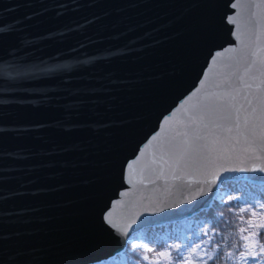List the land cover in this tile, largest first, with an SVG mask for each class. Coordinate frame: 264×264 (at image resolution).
<instances>
[{
	"label": "water",
	"instance_id": "obj_1",
	"mask_svg": "<svg viewBox=\"0 0 264 264\" xmlns=\"http://www.w3.org/2000/svg\"><path fill=\"white\" fill-rule=\"evenodd\" d=\"M233 2L0 0V264H97L139 231L209 208L225 176L264 185V173L211 167L139 182L152 137L177 126L216 53L243 40L264 57V30L244 23L264 10ZM249 77L264 89L255 67ZM258 148L228 167L258 169L247 158Z\"/></svg>",
	"mask_w": 264,
	"mask_h": 264
},
{
	"label": "snow or ice",
	"instance_id": "obj_2",
	"mask_svg": "<svg viewBox=\"0 0 264 264\" xmlns=\"http://www.w3.org/2000/svg\"><path fill=\"white\" fill-rule=\"evenodd\" d=\"M229 6L233 9L239 7L264 10V0H261L259 5L241 4L240 0H234ZM229 22L238 25V16H232ZM244 23L246 28L249 24H253L264 30V11L251 12ZM237 30L239 31V28ZM241 43L245 46L239 50L229 48L226 52L216 53L212 63L219 65L218 71L214 76L206 77L193 96L180 105L182 117L175 128L167 130L169 135L164 141L160 142L159 134L152 137L153 141L158 142L156 144L158 154L154 153L151 164L142 170L139 181L141 184L145 180L149 183L163 180L167 185L169 178L172 181H183L186 178L184 173L189 168H195L197 171L202 169L206 171L211 167L223 168L225 172L264 173V89L254 92L249 83V72L253 67L256 68L257 73L264 76V57L257 61L255 59L257 53L248 50V45L243 40ZM259 50L264 52V46ZM234 53L237 55L233 56ZM226 55L227 59H225ZM241 63L244 64L243 73L240 71ZM261 84H264V80ZM192 100L195 102L189 103ZM172 119L173 116H170L163 122L168 125ZM240 145L243 147H239L237 151ZM252 145H258L261 154L258 155L253 151L247 158L259 162L261 166L258 169L228 167L229 164L239 160L240 152H248ZM212 174L215 175L214 172ZM231 178L225 176L220 182L223 183ZM195 182L199 185L216 183V180ZM191 183L192 181H189V184ZM197 191L203 193L204 189L200 187ZM258 208H264V204L259 205ZM111 216L112 213L109 212L107 222L110 225L113 224ZM248 227L253 225L249 222ZM256 227L264 229V224ZM245 230L239 229L241 233ZM214 235L217 233L211 235L207 232L203 233L207 239L198 240L188 246L187 255L182 251L184 245H177L174 249L177 255L169 260V264H193V259L197 264H240V261L261 264L260 257H264V243L259 242V231L255 233L259 245L255 250L247 243L248 236H241L240 239L244 243H234L231 245L233 250L224 251L220 242L213 243ZM134 247H142V245H134ZM168 255L171 256V253Z\"/></svg>",
	"mask_w": 264,
	"mask_h": 264
},
{
	"label": "trees",
	"instance_id": "obj_3",
	"mask_svg": "<svg viewBox=\"0 0 264 264\" xmlns=\"http://www.w3.org/2000/svg\"><path fill=\"white\" fill-rule=\"evenodd\" d=\"M260 203L264 204V186L258 187L253 201L249 203L241 204L234 201L230 195L222 196L219 200L213 201L209 208L187 220L139 231L128 239L127 249L125 247L121 253L101 264H169V260L177 255L175 250L169 247L171 242L176 241L177 245H184L182 251L187 255L188 246L205 239L200 229L201 220L209 221L208 233L210 235L217 233L213 236V243L220 242L224 251L233 250L231 245L234 243H244L240 239L241 236H248L247 243L255 250L259 246L255 236L257 230L255 232L249 229L246 220L250 219L251 213L255 212ZM175 225H181V229L176 230ZM241 228L246 230L241 233L239 231ZM258 231L259 242L264 243V229ZM134 245H142V247H134ZM169 253L171 256L168 255ZM260 260L261 264H264V257H260ZM193 264H197L195 259ZM240 264H249V261H240Z\"/></svg>",
	"mask_w": 264,
	"mask_h": 264
},
{
	"label": "rangeland",
	"instance_id": "obj_4",
	"mask_svg": "<svg viewBox=\"0 0 264 264\" xmlns=\"http://www.w3.org/2000/svg\"><path fill=\"white\" fill-rule=\"evenodd\" d=\"M233 183H235V182H232V183H228V184H231L232 186H233ZM229 186V185H228ZM240 186H242V185H237V187H240ZM226 188V187H225ZM225 188L223 189V190H225ZM254 192H256L257 190H258V188L257 187H255V189L254 188H251ZM221 194H220V196H219V194L218 195H216V197H214V199H213V201H215V200H219L220 198H221ZM253 197V192H250L249 193V195L247 196V198H249V200L251 201V198ZM259 205H261V203L259 204ZM258 205V206H259ZM258 206L256 207L257 209L255 210V215H252L251 217H250V219L248 220V223H247V226H248V224H249V222L253 225V227H248L249 229H251L252 231L254 230H257V229H259L258 227H256V226H258V225H261V224H264V208H258ZM261 209V212L259 211ZM258 210V211H257ZM257 213V214H256ZM258 216V217H257ZM209 223V222H208ZM205 228H206V225H204L203 226V233H204V230H205ZM207 231L209 232V229H208V227H207ZM174 246V244H172L171 245V247H173ZM172 249H175V247H173Z\"/></svg>",
	"mask_w": 264,
	"mask_h": 264
},
{
	"label": "built area",
	"instance_id": "obj_5",
	"mask_svg": "<svg viewBox=\"0 0 264 264\" xmlns=\"http://www.w3.org/2000/svg\"><path fill=\"white\" fill-rule=\"evenodd\" d=\"M238 184L242 185V186L237 187ZM228 187L232 191L234 198L246 199L250 192L254 193V191L251 189L254 187L252 185H249L246 183L235 182V183H233V186L231 184H229ZM204 225H206V223L202 224V229H203ZM180 229H181V226H178L177 230H180ZM205 232L206 231L204 230V233ZM172 244H175V243H172Z\"/></svg>",
	"mask_w": 264,
	"mask_h": 264
},
{
	"label": "bare ground",
	"instance_id": "obj_6",
	"mask_svg": "<svg viewBox=\"0 0 264 264\" xmlns=\"http://www.w3.org/2000/svg\"><path fill=\"white\" fill-rule=\"evenodd\" d=\"M254 206V205H253ZM258 211V210H257ZM260 212H261V209L259 210ZM253 213V212H252ZM257 214V213H256ZM258 217V216H257ZM246 219V218H245ZM246 222H248L247 220H246ZM150 231V230H149ZM254 231V230H253ZM257 231H258V229H257ZM256 232V231H255ZM179 235V234H178ZM128 244V243H127ZM253 244V243H252ZM126 249H127V247H126ZM115 257V256H114Z\"/></svg>",
	"mask_w": 264,
	"mask_h": 264
}]
</instances>
